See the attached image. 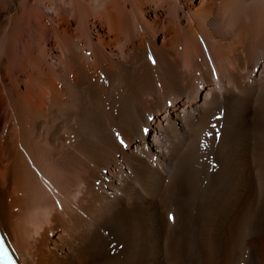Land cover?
Wrapping results in <instances>:
<instances>
[{"label":"bare ground","instance_id":"bare-ground-1","mask_svg":"<svg viewBox=\"0 0 264 264\" xmlns=\"http://www.w3.org/2000/svg\"><path fill=\"white\" fill-rule=\"evenodd\" d=\"M0 232L19 264H264V0H0Z\"/></svg>","mask_w":264,"mask_h":264},{"label":"snow or ice","instance_id":"snow-or-ice-1","mask_svg":"<svg viewBox=\"0 0 264 264\" xmlns=\"http://www.w3.org/2000/svg\"><path fill=\"white\" fill-rule=\"evenodd\" d=\"M149 59H150V60H153L151 54L149 55ZM153 62H155V61L153 60ZM170 219H171V216H170ZM6 255H7V254L5 253V256H6Z\"/></svg>","mask_w":264,"mask_h":264},{"label":"rangeland","instance_id":"rangeland-1","mask_svg":"<svg viewBox=\"0 0 264 264\" xmlns=\"http://www.w3.org/2000/svg\"><path fill=\"white\" fill-rule=\"evenodd\" d=\"M213 164V166H214V164H216L215 162L214 163H212ZM169 217H170V214L168 215Z\"/></svg>","mask_w":264,"mask_h":264}]
</instances>
